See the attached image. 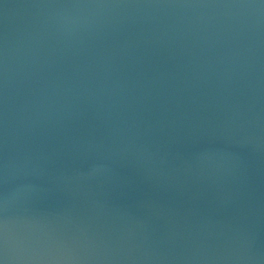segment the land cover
<instances>
[{
	"label": "water",
	"instance_id": "water-1",
	"mask_svg": "<svg viewBox=\"0 0 264 264\" xmlns=\"http://www.w3.org/2000/svg\"><path fill=\"white\" fill-rule=\"evenodd\" d=\"M0 264H264V0H0Z\"/></svg>",
	"mask_w": 264,
	"mask_h": 264
}]
</instances>
